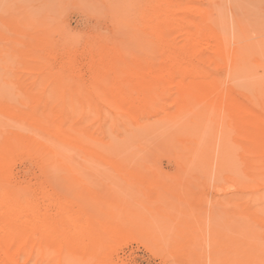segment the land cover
I'll use <instances>...</instances> for the list:
<instances>
[{
  "label": "bare ground",
  "instance_id": "6f19581e",
  "mask_svg": "<svg viewBox=\"0 0 264 264\" xmlns=\"http://www.w3.org/2000/svg\"><path fill=\"white\" fill-rule=\"evenodd\" d=\"M132 1L133 0H131V2ZM202 1H204V0H202ZM208 2H209V0H208ZM124 3H126V2H124ZM201 3H200V6H201ZM115 4L117 5V3H115ZM198 4H199V2H198ZM217 4H218V2H217ZM217 4L214 5V7L215 6L217 7ZM116 5H112V6L116 7ZM135 6H133V7H135ZM203 6H204V4H203ZM19 7H18V9H19ZM81 7H82V5H81ZM124 9L125 8H123V10ZM147 9L152 10V11H157L158 14H156L154 16L150 14L151 15L150 17L148 16L147 18H144L142 20V22H140L142 28L144 27L143 30H145V33L143 31L142 32L144 34V37L147 36V38L148 37L152 38L151 39L152 44L161 45V49H159V52H158L159 54L157 55L156 54L157 51L155 52V54L157 55L156 58L154 57L155 58L154 60L152 58H150V60H152L151 62L149 60V56L146 54V52L143 49L140 50L138 54H134L137 52V51L132 52V50L134 48L133 49L125 48L124 51L123 50L121 51L118 46L117 47L114 46V48H112L111 45H107L106 43H103V42H101V43L99 42V44H84L82 46L83 53H87L89 55L88 59L86 58L87 61H85L83 63L80 62L76 58L77 55H75V54H74L75 56L72 53H67L68 55H61L60 60H58L59 62H57L58 63V67H57L58 72L55 74L54 71H52L55 74V75L54 74L53 75L58 76V74H60V72H62V70L65 69L68 72L70 71L72 74H74L72 76V77H74L72 82L74 84H77V85L80 84V85H78V87L80 86V88L77 89L76 91L74 90L75 94L78 96V98L76 100H75L76 96L74 98V95L72 94L73 97L71 100H74V101H71L72 108L70 110L69 109L66 110L65 108H62L60 106V105L64 104V102H66L64 97H60V96H63L64 94H66V92H64L65 91L64 89H63V92L61 91L62 94L63 93L64 94L58 96V98L59 97L62 98V99H59L57 101L58 103L56 102V104H58V105H56L54 103L55 105L51 106L52 102L55 101L57 99V97L53 101H52V99L50 100L48 98L50 100L49 102H51V104H50L47 100V96L45 98V94H43L44 97H42V98L36 97L30 104H27L29 102L25 101L26 97H25V94L23 95V93L21 94L25 97L24 98L22 96L23 100L17 99L14 102H10V99H14L11 97L13 94L12 95L10 94L11 96L9 97L7 95V94H9L8 90L7 91L5 90L7 92V94L1 93L3 91H1L2 87L0 86L1 87V89H0V264H81V262H82V264L83 263L84 264H87V263L92 264V261H94V264L95 263L98 264L100 262H103L105 264H109L110 263V262L108 263L109 260L107 261L106 257H105L107 255L103 256L102 251L105 250V248L108 247L109 244H111L110 242L115 241V240H119L121 237L123 238V236L125 237L126 235L131 234V231H134V229H135V231L138 230L137 233L140 232V234L145 231V228L141 224L142 220L146 219V221H147V218H145V216L142 219L143 215H145V214H143V215L137 214L139 211L135 212L136 209L134 210L133 214L132 213L129 214L128 213L129 210H128L127 206L129 207L130 206L129 203L130 202L132 203L135 200V198L132 201H130L127 198L128 200L126 199L127 201L125 202V199H122V197L125 196V192H123L124 195L122 193L123 196L119 195L122 197H118L115 195L116 192L121 190L120 189L117 191L118 187L117 188L115 187L116 192H114L115 189L112 188V190H113L112 192L116 197H118V200H113V198L110 199L111 197L109 198V196L111 195V192H107V193H109L108 195L106 194L107 196H102V195L100 196V194L95 196L96 194L92 195V193H91L89 195L90 196L89 198H91L90 200L94 201L95 203H98L100 206L97 207V204H96L95 208H93V207H91L92 205L91 206L89 205L91 208L89 210H87L88 209L87 208L86 209L87 212L82 214L83 217L80 219V208H83V207H77L73 210L67 209L64 207L65 200H64V203L62 205V203H59L60 200L57 199L58 200V202H57V200H56L57 197H55V202H53V204H50L51 200H53L52 198H50L51 195H49L47 200L51 199L50 202H48L49 203L48 205H53V207L52 208L47 207V208H48V210L53 209V211H48L46 208V206H48V205L45 206V204H44L45 202L42 200V196L47 190L45 192L42 190L44 192L43 194L41 193L42 196L39 193V198L41 196L40 199L42 201H40V199L38 200L37 199L38 197H36L37 195L35 196L36 198L34 197V193H33L34 189H32L33 187L31 186V184L21 182L22 184L16 185L13 182V175L11 173V170H9L11 164H13L12 163L13 160H16L18 158L15 156L17 154H19V152H20V154L24 152L27 155H28V153H31L33 155L36 154L40 157V158H38L40 160L39 164L41 162L42 166H44V167H45V165H48L49 169L52 170L51 171L52 173H54L53 171H55V172L57 171V173L59 172L61 174V178L63 180H65V182H68L67 190L70 192L72 198H71V196L70 197L67 196V198L74 199L76 201L75 203H78L79 205L81 203V205H82V202L80 201L82 198L80 199V195H83L82 194L83 192L80 194V192H81L80 190L84 191L83 190L84 187H87V186L81 185L83 187V189H82V187H80V178L83 179V177H84V176L82 177L80 175V171L79 170L77 171V169H76L77 167L80 169V166H81L80 160L81 161L83 160L84 162L88 161V160L90 162L94 161L95 164L101 163L102 165L110 164V165H112V167L110 166V168H112L111 171L113 170V168L115 166L117 167L119 165V167H120V165H122L121 164L122 162L125 163L124 160H122V162L120 163V158L118 155L119 154L118 151L120 148H118V146L113 144L111 141L106 140V138L103 137L104 135L101 136L100 125L95 126L96 124L93 123L96 120H97L96 122H98V121H100L99 119L104 118V114L109 113L111 109L112 110L117 109V110H120L122 113L126 114L128 120L133 122V124H135V126L137 125L138 128L140 129L141 127H144V125L146 123V120H144L145 122L143 121V119L140 120V113L143 112L145 115L150 114L151 112H153L154 108L157 105H159L161 102H163L164 100L169 98L168 102L170 104H173V105L174 104L179 105V110L177 111L175 109L177 112L176 111L170 112L169 110H168L169 112H162L161 111L164 114L161 116V118L160 117H158V118H160V120L164 121L167 125H169L168 129L170 127V133H171L170 136L172 135L171 138H173V139L177 138L180 140L181 146L184 150V153L190 152V154L192 153L191 155H193L194 157H197V159L199 160V164L197 163L196 167L198 169H205V171L207 169V171H208L207 175H206V173L204 174L208 177L207 181H208V179L210 180L211 176L216 175L218 172L221 174H223V173L226 174V172L229 171L228 163H230L231 161L227 162L228 159H226V157L228 156L227 158H230L229 157L230 155H227V153L228 152L231 153L232 151H231L230 147L232 146L231 148H233V147H235V145L230 141L231 146L229 147V144H227L225 142H226V140H227V142H229L228 139L232 138L233 141L235 140V142L237 144H239V145L241 144L240 149H239V145L237 147V144L235 143L236 147L239 149V152L237 153L239 159H237V160L239 161V165L242 167V169L240 168L242 171L238 168L237 171H239V172H237V174H239V175L233 174V173H231V171L233 169L232 168L230 170V176H228V178H227L225 175L223 178H227L229 180V181L227 180V182H230L231 187H235L236 191H237V189L240 191H246L247 194L249 195V198H251L250 196H253V197L255 196V198H256V196H258L259 194L260 195L262 194L261 196L264 195V192H262L261 190L259 192V189L262 188V186L264 185V114H259L258 111H255L256 110L255 107L257 106L256 105L257 103L254 104L253 102H251L252 99L250 100V98H248L251 95L250 92H249L250 95L247 92V91H249L248 90L249 87H247V89L245 88L247 90V91L245 90L246 92L243 89H241V90H243V92L246 93L245 95H247V94L249 95L248 97L246 96L247 99L245 97H242V98H244L246 100V102L244 101L245 103H247V100L249 99L250 103L251 104L253 103L252 106L249 104V101H248V104L250 106L245 104L244 102H242L241 97H240V100L237 99L238 97L237 98L235 97L234 94H237V93L233 90L235 92L233 94V92H232L233 87L231 88L229 86L230 83L227 82V81H229L228 79H227V81L223 80V79H217L215 76H212V75H215L214 73H212V71L209 72L211 69H208L209 70L208 72H203L209 66L205 67V69H204L202 67L203 66L202 65L201 66L202 70H201L200 66L198 65V64H200V63H198L200 61H203V62L207 61V62H209L215 66L220 67V65H221V67H222L224 64L228 63V58L230 56H232L233 54L234 55L232 57H233V61L235 62V58H234V56L236 55L235 53H237L238 56L241 55L240 53H238V51H239L238 48L240 47V45H239L240 43L236 44L235 48L229 46L231 44H228L227 34H225V32L222 31L221 24L211 16V13H210L211 11H209V10H212V8L205 10V8L203 9V7L200 8L199 5L196 6V5L191 4L189 2V0H185V1H183V0H150V3L148 4ZM60 10L63 11L62 8H60ZM39 11H40V9H39ZM221 11L222 10H220V12ZM148 12L151 13L150 11H148ZM215 12H217V11H215ZM236 13H238V12H236ZM12 15H14V14H12ZM40 16H41V14H40ZM145 16H147V14ZM224 16H226V15L224 14ZM3 17L5 18V15ZM33 17H35V16H33ZM10 18H13V17L11 16ZM38 19H41V18H38ZM45 20H46V18H45ZM122 20H121V22H122ZM238 20H239V18H238ZM24 21H26V20H24ZM11 22H12V20H11ZM15 22H16V20H15ZM15 22L12 23L13 26L16 25V23L21 22V21L17 20V22L16 23ZM27 22H29L30 25H33V23H34V21L32 23V21L30 19V20L24 22V24L28 25ZM21 23H18V24L20 25ZM122 23H124V22H122ZM113 24L115 25L114 22H113ZM7 25H10V23H8ZM17 25L14 26L13 30L18 31L21 34H25L27 31V26L23 27L24 25L21 24L23 26L19 27ZM34 25H35V23H34ZM119 25L122 26V24H119ZM115 26H118V25H115ZM115 26H113V27L115 28ZM240 26H241V24H240ZM240 26H239V29L241 28L240 30L242 32L243 26H241V27ZM248 28H249V26H248ZM29 29H30V27H29ZM47 29H49V27ZM64 29H63V31H64ZM134 29L138 30L135 28V26H134ZM134 29H132L131 32H136V31H133ZM2 30H4V29H2ZM259 30H261V29H259ZM116 31L114 30L113 32H116ZM5 32H4V34H5ZM9 32H10V30H9ZM18 32L16 33V36H17ZM36 32L37 31H35V32H33V34L32 33L31 34L36 35ZM131 32H130V28H129V32H124V33L128 34ZM236 33H239V32L237 31ZM21 34L19 36H22ZM27 34H28V32H27ZM69 34H72V32L71 33L69 32ZM103 34H101L100 36L104 37ZM257 34H260V33H257ZM114 35L115 34L110 35V36L114 37ZM141 35L139 34L138 37H141ZM19 36H17V37H19ZM106 36H107V34H105V37ZM110 36L108 38L111 39ZM236 36L237 35H235L234 37H236ZM14 37H15V35H14ZM32 37H34V36H32ZM40 37H38V38H40ZM72 37H74V35ZM79 37H80V35H79ZM144 37H141V39ZM260 37H262V36H260ZM24 38H27V37L25 36ZM43 38L45 39V38H47V36H44ZM126 38H129V37L127 36ZM126 38L124 40H127ZM32 39H34V38H32ZM68 39L69 40H67V41L73 44V38H71V39L68 38ZM100 39H102V38H100ZM105 39L107 40V38H105ZM112 39L114 40V38H112ZM179 39H182L181 44H178ZM16 40H18V39H16ZM19 40H21L20 37H19ZM22 40H25V39L22 38ZM48 40L50 42V39H48ZM115 40H114V42H115ZM18 41H16V43H18V45H19V43L21 44L24 42V41H22V42H18ZM36 41H38L37 38H36ZM47 41H45V42H47ZM63 41H66V40H63ZM119 41H117V43ZM131 41H129V42H131ZM75 42H76V40H75ZM260 42L261 41H259V43ZM12 43H14V42H12ZM12 43H9V44H12ZM117 43H116V45H118ZM150 43H151V41L148 42V46L150 45ZM4 44H6L5 47H4V45L0 46L2 48L4 47L3 50H1V48H0V61H4L8 56H13L16 54V49H15L16 45L15 44H12L11 46H9L8 42L4 43ZM110 44H111V42H110ZM248 44H250V43H248ZM74 45H75V43H74ZM112 45H114V43ZM137 45H138V43H137ZM237 45H239V46H237ZM143 46L144 45L142 44L141 47L143 48ZM157 46L155 45L154 47L157 48ZM137 47L139 48V46H137ZM236 47H238V48H236ZM244 47L245 48L248 47L249 51H247V52H251L250 50H253V48H254L252 44H251L252 49L249 45L246 47V44L244 45ZM110 48H111V50H110ZM22 49H24V48H22ZM157 49H155V50H157ZM18 50H20L19 52H21V49H19V47H18ZM2 51H4V52H2ZM39 51H40L42 57L39 55V58L41 61L37 58L39 60V62L37 64L39 65L41 63V67L48 68L50 66L48 59H50V58L56 59V57L54 56V52H52L51 47L48 43L43 49H40ZM245 51H246V49L244 50V52ZM25 52H27V51H25ZM239 52H241V50ZM247 52H245V53H247ZM23 53L21 55H23ZM31 54H33V53H31ZM257 54H258V51H257ZM36 55H38L37 52H36ZM149 55H151V54H149ZM36 57H38V56H36ZM36 57H34V58H36ZM151 57H152V55H151ZM241 58H243V57H241ZM37 59H36V61H37ZM250 59H251V57L249 58V60ZM23 60L26 61L27 59H23ZM241 60L242 59L239 58V61L235 62V64L237 63L240 65L241 63H239V62ZM245 60L247 63V59H245ZM245 60H243V61L245 62ZM253 60H255V59L253 58ZM55 61L56 60H54V62ZM258 61H259V59H257V62ZM30 62H33V61H30ZM34 62H35V60H34ZM104 62H106L108 66ZM102 63H103V65H102ZM228 64L226 66H228ZM232 64L233 63H231V65ZM243 64H245V63H243ZM231 65L227 69V71L230 70L229 72L232 71L233 66H234L233 70L234 71L236 70V68H235L236 65H232V66ZM263 65L264 64H262L261 66H263ZM26 66H28V65H26ZM31 66H29V67H31ZM33 66H34V68L36 67L35 65H33ZM21 67H23V66H21ZM21 67H20V69H23ZM219 67L218 68L216 67V69H219ZM221 67H220V69H221ZM10 68H11V66H10ZM82 68L83 69L85 68V71L88 70V73H87L88 77L85 80H83V78H82V77H85L84 75L82 76V74H81ZM224 68H223V70H224ZM237 69H239V66ZM245 69H247V68H245ZM12 70L14 71V69H12ZM37 70H39V67ZM16 71H17V69H16ZM20 71H22V70H20ZM50 71H51V69H50ZM45 72H47V71H45ZM64 73H66V72H64ZM209 73H212V75H209ZM45 74H44L45 77L47 76L50 78V76H53V75H50V72L47 73L48 75H45ZM8 75H10V74H8ZM185 75L189 76L188 80H185V77H184ZM239 75H242V74H239ZM70 76H68V77H70ZM228 76H230V73ZM234 76L235 75L232 74L230 76V79L232 77L234 78ZM59 78H61L62 81L64 79V77H59ZM262 78H264V76ZM56 79H58V78L56 77ZM69 79H68V83L65 82L66 85L71 83V82H69ZM253 79L255 80L254 77H253ZM256 80H258V79H256ZM45 81L48 82L49 80L47 81V79L44 78L42 83H44ZM57 81H59V79ZM53 82L55 83L56 81H53ZM232 82H235V80H233ZM246 82H248V81L246 80ZM249 82H250V80H249ZM6 83H8V82L6 81ZM42 83H40L39 86L41 85V87H42L43 86ZM54 83H52V84H51V82H50V84L47 83L48 87H49V85L50 86L51 85L56 86V83L55 84ZM61 83L63 84V82H61ZM61 83H60V85H61ZM257 83H255V84H257ZM258 85H259V83H258ZM261 86H259V87H261L263 89L264 84H261ZM62 87H65V86L63 85ZM69 87L70 86L68 85V88ZM78 87H76V88H78ZM170 87L172 89L174 88L175 91L169 92ZM236 87H234V88H236ZM250 87L252 88V86H250ZM68 88H66V91L68 90ZM71 88H72V86H71ZM241 88H242V86H241ZM254 88H255V86H254ZM4 89H5V87H4ZM8 89H11V88H8ZM44 89H46V88H44ZM56 89H57V87H56ZM60 89L61 88L59 86V89H57V90L60 91ZM262 89L258 90V91H263ZM32 90H33V87H32ZM39 90H41V88ZM238 90H239V92L241 91L240 89H238ZM24 91H25V89H24ZM37 91H35V93ZM44 92H45V90H44ZM68 92H71V91L68 90ZM239 92H238V95L240 94ZM255 92L258 93L256 90H255ZM35 93L33 92L34 97H35ZM38 93L42 94V92L40 93L39 91H38ZM28 94H31V92L30 93L28 92ZM58 94H61V93H58ZM67 94H66V96H67ZM16 96L18 98L19 95H16ZM243 96H244V93H243ZM19 97H21V96H19ZM29 97L30 96H28L26 98V100H29L30 99ZM49 97H51V96H49ZM82 97H83V99H82ZM250 97H253V95ZM257 98H259V97H257ZM260 99L261 98H259V100ZM253 101H254V99H253ZM67 102H69V101L67 100ZM98 102H103L104 105L106 106L105 108L107 110H109V109L110 110L106 111V109H103L101 106L98 105ZM255 102H257V100ZM76 103H77V106H75ZM169 103H166L167 106ZM259 103H260V105L263 106V110H261V111H264V99ZM45 104H48L47 106H49V107H46ZM71 104H69V106ZM164 104H165V102H164ZM64 105H66V104H64ZM64 105H62V106H64ZM161 105H163V104H161ZM253 105H255V106L253 107ZM56 106H58V107H56ZM165 108H166L165 110H167L168 107H165ZM256 108L258 109V107H256ZM260 109H261V107H260ZM162 110H164V108ZM154 112H156V111H154ZM149 117H151V116H149ZM155 122H157V121H155ZM209 123L215 124L214 129H213V137L210 140H207V139L204 140L202 132H205ZM149 124L151 125V123H149ZM166 124H164V125H166ZM101 125H103V124H101ZM146 125H147V123H146ZM191 126H193L195 128H193V130H188V129H190L189 127H191ZM232 126H234L236 129L238 128L237 131H235L234 127H232ZM144 130H145V128H144ZM118 132L120 133V131H118ZM114 133H116V132H114ZM123 133H125V132H123ZM105 135H106V133H105ZM124 135H126V134H124ZM106 137H109V135ZM111 137H110V139H111ZM123 138H126V137H123ZM128 139H130V138H128ZM128 139H126V141ZM136 139H138V138H136ZM167 140H169V139H167ZM169 141H171V140H169ZM117 143H118V141H117ZM166 143L167 142H165V144ZM170 143H172V141ZM167 146H169V144ZM167 146H166V148L168 149L169 147H167ZM133 147H131V149ZM144 147H143V149H144ZM176 147L179 148L178 146H176ZM170 148H171V145H170ZM237 148L233 149V150L236 151ZM109 150H113L114 154L110 155L111 153H108ZM169 151H171V149ZM170 153H172V152H170ZM184 153H183V155H184ZM230 153H228V154H230ZM219 154H221L222 160L219 162H215L214 166H212L214 156L219 155ZM130 155H132V154H130ZM137 155H138V153H137ZM180 155H181V152H180ZM188 155H189V153L186 154V156H188ZM23 156H25V155L23 154ZM30 156L32 157V155H30ZM30 156H28V157H30ZM38 156H36V157H38ZM122 156L124 157L123 154H122ZM122 156H121V158H123ZM178 156H177V158H178ZM14 157H15V159H14ZM75 157H79L81 159L76 160ZM232 157H233V154H232ZM127 158H129V157H126V159ZM183 158H184V156H183ZM234 158H235V156H234ZM188 159L189 158H187L186 163L189 162ZM192 159H194V158H192ZM231 159L232 158H230V160ZM131 160H132V158H131ZM143 160H144V158H143ZM194 160H192V161H194ZM129 161L130 160L128 159V162ZM133 162H135V161H133ZM147 162H148V160H147ZM184 162H185V160H184ZM235 162H236V160H235ZM83 163H82L81 167H83V165L86 166V164H83ZM43 164H45V165H43ZM178 164H180V163L178 162ZM182 164H183L182 166H184V163H182ZM189 164H190V167L193 166L192 163H189ZM136 165H139V164L137 163ZM186 165H188V164H186ZM230 165H232V164L230 163ZM87 166H88V164H87ZM122 167H124V166L122 165ZM137 167H139V166H137ZM140 167H141V165H140ZM126 168H127V166H126ZM176 168H178V167L176 166ZM119 169L120 168H118V170ZM185 169H183V170H185ZM115 170H117V169H115ZM120 170H124V169L122 168ZM181 170L177 169V171L182 172ZM137 171L138 170H136V172ZM154 171L159 172V171H156V169ZM42 172H44V171H42ZM125 172L127 174V171H125ZM46 173H48V172H46ZM46 173H45V175H46ZM117 173H118L117 171L115 174L113 172V174L115 176ZM152 173H151V175H152ZM203 173L204 172L202 171V174ZM60 174L58 176H60ZM120 174L122 176V173H120ZM177 174L178 173H176V175ZM184 174H185V172H184ZM142 175H143V173H141V176ZM127 176H130V175H127ZM141 176H140V178H142ZM118 177H119V175H118ZM161 177H163V176L161 175ZM164 178H165V176H164ZM46 179H48V178H45L44 181L47 182ZM159 179H160V177H159ZM128 180L131 181V179H128ZM151 180H154V179H151ZM159 181H161V179ZM177 181H179V180H177ZM218 181H219V183L222 182V179L220 178V176L218 178ZM49 182H47V183L50 184ZM122 182H123V179H122ZM153 182H152V184H153ZM163 182H165V180H163ZM214 182L216 183V181L213 180V183ZM136 183H137V181H136ZM224 183H226V180L224 181ZM39 184H38V186L36 184V186L39 187ZM41 184L43 185V183H41ZM83 184H85V183H83ZM156 184H158V183H156ZM196 184H198V183L196 182ZM203 184H204V182H203ZM222 184H223V182L220 185H222ZM58 185H59V182H58ZM64 185L65 184L63 183V186ZM66 185H67V183H66ZM137 185H138V183H137ZM147 185H148V183H147ZM220 185L216 184L214 187H216V188L220 187L221 188ZM230 185L228 184L227 187L229 188ZM98 186L100 187V184ZM159 186L163 187L161 185H159ZM169 186H171V185H169ZM178 186H177V184H175V187H178ZM193 186H195V185L193 184ZM37 187L35 189H37ZM111 187H114V186H111ZM149 187H152V186H149ZM189 187H187V188H189ZM42 188L44 189L45 187L42 186L41 189ZM100 188H102V187H100ZM139 188L141 189V187H139ZM182 188H178V189L181 190ZM235 188H234V190H235ZM61 189H62V186H61ZM86 189L87 188H85V190ZM97 189H99V188H97ZM105 189H107V188H105ZM125 189H126V187L124 188V191L127 190V189L126 190ZM132 189H130V190H132ZM173 189H175V188H173ZM200 189H201V187H200ZM209 189H211V188H209ZM37 190H39V189H37ZM55 190H54V193L57 192V191L55 192ZM162 190H164V189L162 188ZM162 190H160V193H159L160 195H161ZM196 190L198 191V189H196ZM218 190H221V189H218ZM224 190H226V188ZM234 190H232L233 191L232 197L235 195V197H233L235 199L237 193H234L235 192ZM63 191H64V188L60 192H63ZM182 191L180 192V194L182 193ZM48 192H50V191H48ZM186 192H185V188H184L183 194L186 195L187 194ZM57 193L59 194V192H57ZM85 193L87 195V191H85L84 194ZM93 193H94V191H93ZM100 193H102V192H100ZM157 193L158 192L156 191V193L154 194L153 197H156ZM162 193H164V192H162ZM170 193H169V195H170ZM116 194H119V193H116ZM133 194L139 195L137 193H133ZM159 194H157V196ZM225 194L226 193H224V195ZM67 195H69V194H67ZM126 195H129L128 192ZM136 195H134V196H136ZM172 195H173V193H172ZM61 196L62 195H60V197ZM64 196H62V197L64 198ZM115 196H113V197L116 198ZM51 197H53V196H51ZM142 197H145V196H141L140 198H142ZM158 197L160 199V196H158ZM226 197H227V194H226ZM230 197H229V203L228 204L231 205L232 201L230 199L232 197L231 198ZM239 197L240 196H237V198H236L237 201H238V199H240ZM84 198H86V197H84ZM84 198L82 200H84ZM164 198L165 199L167 198V200H168L167 195H166V197L164 195ZM164 198L163 199L161 198L162 200H159V203H160V201H162V202L165 201V205H166V203H175L174 202L175 200H173L172 202H167V200H164ZM249 198H248V200H249ZM121 199L125 202V204L123 203V201ZM142 199H140V200H142ZM184 199L182 200L183 202H184ZM227 199H228V197H227ZM44 200L46 201L45 198H44ZM150 200L146 199L145 201L150 202ZM152 200H153V198H152ZM152 200H151V202H153ZM177 200H178V198H177ZM254 200L255 199H253L252 202ZM128 201H130V202L127 203ZM137 201H139V200H137ZM145 201H143V202L141 201V202L145 203ZM225 201H226V199H225ZM256 201L260 202V200H258V198ZM83 202L88 205L87 200H84ZM94 202H93V206H94ZM155 202H156V198L154 200V203ZM227 202H228V200H227ZM245 202H246V200H245ZM46 203H47V201H46ZM222 203H220V206L224 205ZM126 204H128V205L126 206ZM134 204H135V202H134ZM136 204H138V203H136ZM156 204H158V203H156ZM161 204H163V203H161ZM161 204H158V206H160ZM253 204H254V202L251 204H246V205L241 203L238 206V215L240 216L239 221L236 222L235 224H233V221H232L233 225L231 224V228L228 231H226V233H224V234L222 233L223 231L220 230V231H222L221 232L222 235H224L222 237V235L220 234L222 237V239L220 240L221 242L219 241L220 237L217 240L218 241L217 244L215 242V245H214V242L213 243L211 242V246H212V244L215 247L218 246V249H219V247L222 246L221 247L222 250L220 251V253L218 252L219 255L217 254V251H216V250H218L217 248H216V250H213L216 252V253L214 252L216 254L215 255L216 258H215V256L214 257L212 256V259H210L212 261L209 262L210 261L209 260L210 255H211V253H213V251L209 248L211 251L209 250L210 255H209V258L207 257V259L209 260V261L207 260L208 261L207 264H210V263L211 264H264V236L261 235L262 234L261 232H260L261 233L260 234L259 231H257V229L260 230L261 228H258L259 226L254 225L252 221H250V222H252V224L245 222L246 221L245 219H247V217H248L247 221H249L248 215H251L253 217L252 219L250 218L251 220H253V219L258 220L259 219L261 221V223L264 225V217L261 218L259 215L260 214L259 212L261 210L259 208H261V206H263L264 204L262 205V202L257 203L259 207H256V205H253ZM141 205L142 204H140V206L138 205V207H141ZM165 205L163 204V206H165ZM210 205L213 206L214 204H210ZM83 206L87 207V206H85V204ZM145 206H147V205L144 204V209L149 207V206H147V207H145ZM152 206H150V207H152ZM155 206L156 205H154L153 208H155ZM167 206H168V204H167ZM167 206L165 208L166 210L164 209L165 214L162 212H161L162 214L159 213L160 211L158 209H161V208L159 207L157 209V206H156V209L159 212L154 210L153 208L150 209V207L147 210L150 209L149 210L150 212L156 211V212H158L159 215H166L167 216L168 213L166 211H168V208H169V207L167 208ZM185 206L187 207V205H185ZM171 207H174V206H171ZM175 207H177V206H175ZM229 207L226 209H229ZM141 208H142V210H140V211H143V207H141ZM174 208H171L170 211H172V209H174ZM178 208H176L177 209L176 212L178 211ZM192 208L194 209V207H192ZM199 208H201V207H199ZM132 209H133V207H132ZM180 209H182L181 206H180ZM226 209H225V211L222 210V211H224V215L227 212ZM188 210L191 211L190 209H188ZM195 210H193L192 212H194ZM201 210H203V209H201ZM181 211H183V210H181ZM199 211H200V209H199ZM234 211H236V210H234ZM154 212H153V215L155 214ZM203 212H204V210H203ZM261 212H262V210H261ZM263 212H264V210H263ZM183 213H184L183 216H185L187 214V213L185 214V212H183ZM229 213H230V211H229ZM170 214H172V212ZM219 214H221V213H219ZM235 214L236 213L233 212L231 214V216H229V217L232 218V216H235ZM179 215H180V213L178 214V217H179ZM181 215H182V213H181ZM222 215H223V213L221 214V217H222ZM224 215H223V217H224ZM245 215H247V216L244 219ZM185 217H187V216H185ZM198 217H199V215H198ZM219 218H220V216H219ZM179 219H181V218H179ZM232 219L234 220V217ZM192 220H194V218ZM199 220L202 221L201 218ZM215 220H216V218H215ZM222 220H223V218H222ZM225 220H227V217ZM229 220L226 221L225 223L226 224L228 222L231 223ZM196 221H198V219ZM206 221H205V224H206ZM149 222L150 221H147V224H149ZM175 223H177V222H175ZM211 223H213V222H211ZM225 223H223V224H225ZM229 223H228V225H230ZM254 223H255V220H254ZM179 224H180V222H179ZM199 224H201V222ZM155 225L156 224H154V227H155ZM212 225L215 227L218 226L217 224L214 225V223ZM228 225H226V226H228ZM179 226L181 227V225H179ZM256 226H257V229L255 228ZM206 227H205V229H206ZM150 228H151V226H149V228L147 230L151 231ZM178 228H177V230H178ZM209 228H211V227H209ZM218 229H220V228H217V230ZM156 230H158V229H156ZM193 230L195 232L196 229L194 228ZM200 230H197V231L199 232ZM225 230H226V227H225ZM182 231H183V229H182ZM205 231L206 232H212L211 230L210 231L205 230ZM205 231H204V233H205ZM263 231L264 230H262V232ZM178 232H179V230H178ZM178 232H177V234H178ZM202 232H199L200 233L199 237H202L201 236ZM207 235H209V239L212 241V236H214V235L211 236V233L207 234ZM207 235L204 237L207 238ZM186 236H183V237L186 238ZM130 237H132V236H130ZM149 237L151 238L152 236H149ZM154 237H157V236H154ZM183 237H182V239H184ZM133 238H134V236H133ZM136 238H138V237H136ZM188 238H189V236H188ZM215 238H217V237H214V239ZM156 240L154 242L151 241L152 244H154L156 242ZM161 240L163 241V239H161ZM167 241L168 240H164V242H167ZM199 241H202V240H200V238H199ZM175 242H176V240L173 241L174 244H175ZM159 244L158 245L155 244V245L160 246ZM171 245H172V243H171ZM199 245H201V244H199ZM175 246H177V245H175ZM188 246H189V244H188ZM188 246H186V247H188ZM163 247H165V245H163ZM202 247H203V245H202ZM176 248H174V249H176ZM189 248H190V246H189ZM172 249H173V247H172ZM178 249H179V246H178ZM178 249H176L177 252L179 251ZM182 250H185V249H182ZM187 251H188L187 253H189V250H187ZM192 251L194 252L195 250H192ZM206 251H208V250L206 249ZM180 252L186 253L183 251H180ZM193 252L191 253V255L193 254ZM198 252H200V251L198 250ZM187 253H186V257H187L186 259L188 260L191 257V255L187 254ZM214 253L212 255H214ZM158 254H159V252H158ZM195 254L198 256V257H195V259L196 258L199 259L198 254L202 255L203 253L201 252V253H198V254L195 253ZM195 254H193V255L195 256ZM208 254H209V252H208ZM187 255L190 257H188ZM112 256H113V254H112ZM178 256H180V255H178ZM107 259H108V257H107ZM191 259H194L193 256ZM195 259H194V261H195ZM198 259L196 261H198V263H199L200 259L199 260ZM167 260H169V259H167ZM179 260H180V258H179ZM181 261H182V259H181ZM202 261H203V259L201 260V262ZM204 261H206L205 257H204ZM182 262H184V261H182Z\"/></svg>",
  "mask_w": 264,
  "mask_h": 264
},
{
  "label": "rangeland",
  "instance_id": "374dc122",
  "mask_svg": "<svg viewBox=\"0 0 264 264\" xmlns=\"http://www.w3.org/2000/svg\"><path fill=\"white\" fill-rule=\"evenodd\" d=\"M117 1V2H116ZM134 1V0H133ZM132 1V2H133ZM183 1H185V0H183ZM205 1V2H204ZM204 1H202V0H189V2L191 3V4H193V5H196V6H198L199 5V7L200 8H202L203 7V9L205 8V10H208V9H211L212 8V10H209V11H211L210 13H211V16L214 18V19H216L220 24H221V29H222V31H224L225 32V34H227V36H228V44H231V45H229L230 47H234L235 48V46H236V44H238V43H240L239 45H240V47L238 48V47H236V48H238V50L240 51L241 50V52H239L238 51V53H240L241 55H239L238 56V54L237 53H235L236 55L234 56V58H235V62H237V61H239V58L240 59H242L239 63H241L240 65L239 64H235V62L233 61V55L232 56H230L229 58H228V63L231 65V63H233L232 65H236L235 66V68H236V70L234 71L233 70V68H234V66H233V68H232V71L231 72H229L230 70H228L227 71V69H228V67L230 66L228 63V66H226L227 64H222L223 66L221 67V65H220V67H221V69H220V67L219 66H215V65H213V64H211V63H209V62H207V61H205V62H203V61H200V62H198V63H200V64H198L199 66H200V68H201V66L205 69V67H207V66H209V67H207L206 69H205V71H203V72H208L209 70L208 69H211L209 72H211L212 71V73H214L215 75H212V73H209V75H212V76H215L217 79H223V80H226L227 81V79L229 80V81H227L228 83H230L229 84V86L232 88L233 87V89H232V92H233V94L236 92L237 94H234L235 95V97L238 99V100H240V97H241V101L242 102H246V100L244 99V98H242V97H245L246 99H247V97L250 95V96H252L253 95V97H248V98H250V100H251V102H253L254 104H256L257 106L256 107H258V109L255 107V111H258V113L259 114H264V111H261V110H263V106L262 105H260V103L259 102H261L263 99H264V88L262 89L261 87V84H264V78H262L263 76H264V65L263 66H261L262 64H264V0H209V2H208V0L206 1V0H204ZM213 1V2H212ZM218 2V4H217V2ZM124 2H126V3H124ZM131 2V0H0V35L2 36H0V46L2 45H4V47H5V45L6 44H4V43H7L8 42V44L9 43H12V42H14V43H12V44H15L16 45V47H15V49H16V54L15 55H13V56H8L4 61H0V86L2 87V89H1V87H0V89H1V91H3V92H1V93H6L7 94V90H8V93L9 94H7L9 97L11 96L12 98H14V99H10V102H14L15 100H17V99H21V100H23L22 98L24 97L23 95L25 94V97L27 98L28 96H30L28 99L29 100H26V98H25V101H27V102H29V103H27V104H30L36 97H44V95L43 94H45V98H46V96H47V100H48V102L52 99V101L53 100H55V98L57 97V99L55 100V101H53L52 102V104H51V102H49L50 104H51V106H54L55 104H56V102L59 100V99H62V98H60V97H64L65 98V101L66 102H64V104H66V105H64V104H62V105H64V106H62V105H60L62 108H65L66 110H70L71 108H72V104H71V101H74V100H71L72 99V97H73V95H74V98H75V96H76V98H75V100L78 98V96L75 94V92H74V90L76 91L77 89H79L80 88V86L78 87V85H80V84H74L73 82H72V80H73V78L74 77H72L74 74H72L70 71L68 72L67 70H62V72H60V74H58V76H54L57 72H58V69H57V67H58V63L57 62H59L58 60H60V57H61V55H68L67 53H72L73 55L75 54V55H77L76 56V58L80 61V62H85V61H87V59H88V57H89V55L87 54V53H83V51H82V46L84 45V44H99V42L101 43V42H103V43H106L107 45H111L112 46V48H114V46L115 47H119V49L122 51H124L125 50V48H127V49H133L132 50V52L134 51V52H136V53H134V54H138L139 53V51L140 50H144L145 52H146V54L149 56V60H150V58H152L153 60L156 58V56L159 54L158 52H159V49H161V45H158V44H152V38L150 37H148L147 38V36H145L144 37V34H143V32L145 33V30H143L144 29V27L142 28V26H141V24H140V22H142V20L144 19V18H147L148 16L150 17L151 15H156V14H158V12L157 11H152V10H149V9H147V6H148V4L150 3V0H135L133 3ZM198 2H199V4H198ZM202 2V3H201ZM216 2V3H215ZM111 3V4H110ZM114 3V4H113ZM115 3H117V5L115 4ZM131 3V4H130ZM200 3H201V6H200ZM212 3V4H211ZM19 4V5H18ZM125 4V5H124ZM133 4V5H132ZM203 4H204V6H203ZM217 4V7L215 6L214 7V5H216ZM223 4V5H222ZM81 5H82V7H81ZM84 5V6H83ZM111 5V6H110ZM112 5H116V7L115 6H112ZM130 5V6H129ZM136 5V6H135ZM147 5V6H146ZM210 5V6H209ZM10 6V7H9ZM20 6V7H19ZM65 6V7H64ZM125 6V7H124ZM133 6H135V7H133ZM206 6V7H205ZM225 8H224V7ZM233 6V7H232ZM8 7V8H7ZM18 7H19V9H18ZM114 7V8H113ZM129 7V8H128ZM145 7V8H144ZM208 7V8H207ZM221 7V8H220ZM10 8V9H9ZM60 8H62L63 9V11L62 10H60ZM113 8V9H112ZM123 8H125L124 10H123ZM207 8V9H206ZM39 9H40V11H39ZM9 10V11H8ZM19 10V11H18ZM45 10V11H44ZM220 10H222L221 12H220ZM240 10V11H239ZM62 11V12H61ZM148 11H150L151 13H149ZM215 11H217V12H215ZM234 11V12H233ZM5 12V13H4ZM21 12V13H20ZM52 12V13H51ZM236 12H238V13H236ZM19 15H18V14ZM47 13V14H46ZM147 14V16H145L146 14ZM5 15V18L3 17L4 15ZM12 14H14V15H12ZM40 14H41V16H40ZM151 14V15H150ZM213 14V15H212ZM224 14L226 15V16H224ZM16 15V16H15ZM53 15V16H52ZM55 15V16H54ZM125 15V16H124ZM128 15V16H127ZM219 17H218V16ZM7 16V17H6ZM13 17V18H10V17ZM15 16V17H14ZM33 16H35V17H33ZM110 17V18H109ZM217 17V18H216ZM223 17V18H222ZM226 17V18H225ZM19 18V19H18ZM23 20H22V19ZM35 18V19H34ZM38 18H41V19H38ZM45 18H46V20H45ZM57 18V19H56ZM59 18V19H58ZM119 18V19H118ZM126 18V19H125ZM222 18V19H221ZM238 18H239V20H238ZM243 18V19H242ZM7 19V20H6ZM12 20V22H11V20ZM30 20L31 19V21H32V23H33V21H34V23H35V25H34V23H33V25H30V23L29 22H27V24L28 25H25L24 24V22H26V21H28V20ZM38 19V20H37ZM53 19V20H52ZM123 19V20H122ZM129 19V20H128ZM224 19V20H223ZM228 19V20H227ZM237 19V20H236ZM15 20H16V22H17V20L18 21H21V22H18V23H21V24H23V25H19L18 23H16L15 22ZM24 20H26V21H24ZM51 20V21H50ZM56 20V21H55ZM58 20V21H57ZM111 20V21H110ZM121 20H122V22H124V23H122L121 22ZM221 20V21H220ZM223 20V21H222ZM24 21V22H23ZM118 23H116V22ZM127 21V22H126ZM13 22H15L16 23V25L17 26H19V27H26L27 26V31H26V33L25 34H21V33H19L18 31H14L13 29H14V26H16V25H14L13 26ZM108 22V23H107ZM113 22L115 23V25H118V26H115L114 24H113ZM135 22V23H134ZM224 24H222V23ZM250 22V23H249ZM5 23V24H4ZM8 23H10V25H7ZM31 23V24H32ZM60 23V24H59ZM134 23V24H133ZM247 23V24H246ZM12 24V25H11ZM50 24V25H49ZM119 24H122V26L121 25H119ZM240 24H241V26H243L242 28H243V30H242V32H241V28L239 29V26H240ZM246 24V25H245ZM49 25V26H48ZM253 25V26H252ZM9 26V27H8ZM13 26V27H12ZM64 26V27H63ZM113 26H115V28L113 27ZM120 26V27H119ZM134 26H135V28L136 29H138V30H135L134 29ZM240 26V27H241ZM248 26H249V28H248ZM252 26V27H251ZM29 27H30V29H29ZM49 27V29H47V28ZM66 27V28H65ZM229 27V28H228ZM4 29V30H2V29ZM6 28V29H5ZM47 30H46V29ZM51 28V29H50ZM54 28V29H53ZM65 28V29H64ZM129 28H130V32L132 31V29H134L133 31H136V32H131V33H124V32H129ZM248 28V29H247ZM46 31H45V30ZM63 29H64V31L66 32H64L63 31ZM125 29V30H124ZM229 29V30H228ZM236 29V30H235ZM259 29H261V30H259ZM9 30H10V32H9ZM32 30V31H31ZM37 31L36 32V35L38 36V37H40V38H38L36 35H32L33 34V32H35V31ZM51 30V31H50ZM115 30H117L116 32H113V31ZM235 30V31H234ZM6 31V32H5ZM143 31V32H142ZM239 32V33H236V32ZM4 32H5V34H4ZM9 32V33H8ZM15 32V33H14ZM18 32V34H17V36H19L20 34L22 35V36H19L20 37V39L21 40H19V37H17L16 36V33ZM27 32H28V34H27ZM65 34H64V33ZM69 32L71 33L72 32V34H69ZM100 34H99V33ZM138 32V33H137ZM140 32V33H139ZM235 32V33H234ZM7 33V34H6ZM32 33V34H31ZM49 33V34H48ZM104 33V34H103ZM112 33V34H111ZM135 33V34H134ZM237 35L236 37H234L235 35ZM257 33H260V34H257ZM48 34V35H47ZM101 34H103L104 35V37H102V36H100ZM105 34H107V36L110 34V35H113V34H115L114 35V37H112V36H110L111 37V39L110 38H108L107 36L105 37ZM131 34V35H130ZM139 34L141 35V37H144V38H142L141 39V37H138L139 36ZM4 35V36H3ZM14 35H15V37H14ZM69 35V36H68ZM74 35V37H72ZM79 35H80V37H79ZM129 37V38H126L127 36ZM11 36V37H10ZM27 37V38H24V37ZM32 36H34V37H32ZM44 36H47V38H43ZM49 36V37H48ZM125 36V37H124ZM242 36V37H241ZM260 36H262V37H260ZM34 38V39H32V38ZM116 37V38H115ZM132 37V38H131ZM139 39H138V38ZM247 37V38H246ZM260 37V38H259ZM22 38L23 39H25V40H22ZM36 38H37V40L38 41H36ZM63 38V39H62ZM66 38V39H65ZM68 38H73V44L72 43H70V42H68L67 40H69ZM76 38V39H75ZM100 38H102V39H100ZM105 38H107V40L105 39ZM112 38H114V40H115V42H114V40L112 39ZM120 38V39H119ZM127 39V40H124V39ZM131 38V39H130ZM16 39H18V40H16ZM48 39H50V42H49V40ZM53 39V40H52ZM110 39V40H109ZM137 39V40H136ZM242 41H241V40ZM244 39V40H243ZM247 39V40H246ZM15 40V41H14ZM43 40V41H42ZM48 40V41H47ZM63 40H66V41H63ZM75 40H76V42H75ZM113 40V41H112ZM120 40V41H119ZM132 40V41H131ZM144 40V41H143ZM151 41V43H150V45L148 46V42L149 41ZM234 40V41H233ZM253 40V41H252ZM4 41V42H3ZM10 41V42H9ZM12 41V42H11ZM16 41H18V42H22V41H24L23 43H19V45H18V43H16ZM45 41H47V42H45ZM53 41V42H52ZM62 41V42H61ZM109 41V42H108ZM117 41H119L118 43H117ZM129 41H131V42H129ZM138 41V42H137ZM143 43H142V42ZM238 41V42H237ZM244 41V42H243ZM252 41V42H251ZM259 41H261L260 43H259ZM110 42H111V44H110ZM144 45L143 46V48L141 47L142 46V44ZM147 42V43H146ZM231 42V43H230ZM25 43V44H24ZM30 43V44H29ZM47 43L50 45V47H51V50H52V52H54V56L56 57V59H54V58H50V59H48V61H49V63H50V66L48 67V68H43V67H41V63L38 65L37 63L39 62V60H40V58H39V55L42 57V55H41V53H40V49H43L46 45H47ZM52 43V44H51ZM57 43V44H56ZM74 43H75V45H74ZM114 43V45H112ZM116 43L118 44V45H116ZM126 43V44H125ZM137 43H138V45H137ZM182 43V39H179L178 40V44H181ZM248 43H250V44H248ZM12 44H9V46H11ZM120 44V45H119ZM125 44V45H124ZM235 44V45H234ZM246 44V47L249 45L250 47H251V44L253 45V50H250L251 52H247V51H249L248 50V47L247 48H245L244 47V45ZM22 45V46H21ZM25 45V46H24ZM28 45V46H27ZM30 45V46H29ZM45 45V46H44ZM53 45V46H52ZM64 45V46H63ZM80 45V46H79ZM157 46V48L156 47H154V46ZM239 45H237V46H239ZM19 47V49H21V52L23 53V55H21L22 53L21 52H19L20 50H18V47ZM32 46V47H31ZM110 46V47H111ZM137 46H139V48L137 47ZM3 47V48H4ZM21 47V48H20ZM121 47V48H120ZM130 47V48H129ZM132 47V48H131ZM1 48V50H3V48L2 47H0ZM22 48H24V49H22ZM70 48V49H69ZM141 48V49H140ZM61 49V50H60ZM139 49V50H138ZM149 49V50H148ZM155 49H157V50H155ZM246 49V51L245 52H247V53H245L244 52V50ZM251 49H252V47H251ZM110 50H111V48H110ZM148 50V51H147ZM25 51H27V52H25ZM69 51V52H68ZM157 51V52H156ZM257 51H258V54H257ZM2 52H4V51H2ZM18 52V53H17ZM36 52H37V54L38 55H36ZM57 52V53H56ZM155 52H156V54H155ZM31 53H33V54H31ZM251 53V54H250ZM59 54V55H58ZM149 54H151L152 55V57H151V55H149ZM244 54V55H243ZM38 56V57H36V56ZM74 55V56H75ZM254 55V56H253ZM31 56V57H30ZM82 56V57H81ZM32 59H30V58ZM33 57V58H32ZM34 57H36V58H34ZM58 57V58H57ZM155 57V58H154ZM241 57H243V58H241ZM251 57V61L249 60V58ZM259 57V58H258ZM29 58V59H28ZM39 60H38V59ZM87 58V59H86ZM253 58L255 59V60H253ZM23 59H27L26 61L25 60H23ZM36 59H37V61H36ZM245 59H247V63H246V60ZM257 59H259V61L257 62ZM34 60H35V62H34ZM54 60H56L55 62H54ZM243 60H245V62L243 61ZM249 60V61H248ZM25 61V62H24ZM30 61H33V62H30ZM41 61V60H40ZM152 60H150V62H151ZM54 62V63H53ZM202 62V63H201ZM9 65H8V64ZM16 63V64H15ZM31 63V64H30ZM57 63V64H56ZM104 63H106V62H104ZM209 63V64H208ZM243 63H245V64H243ZM11 64V65H10ZM30 64V65H29ZM53 64V65H52ZM109 64V63H108ZM208 64V65H207ZM211 64V65H210ZM26 65H28V66H26ZM32 65V66H31ZM33 65H35L36 67V69L34 68V66ZM102 65H103V63H102ZM106 65H107V63H106ZM105 65V66H106ZM205 65V66H204ZM231 65V66H232ZM247 65V66H246ZM255 65V66H254ZM10 66H11V68H10ZM17 66V67H16ZM21 66H23V67H21ZM29 66H31V67H29ZM53 66V67H52ZM108 66V65H107ZM211 66V67H210ZM226 66V67H225ZM238 66H239V69H237L238 68ZM246 66V67H245ZM2 67V68H1ZM20 67L21 68H23V69H20ZM28 67V68H27ZM38 67H39V70H37L38 69ZM41 67V68H40ZM213 67V68H212ZM216 67L218 68L219 67V69H216ZM225 67V68H224ZM252 67V68H251ZM255 67V68H254ZM17 69V71H16V69ZM19 68V69H18ZM223 68H224V70H223ZM245 68H247V69H245ZM262 68V69H261ZM12 69H14V71L12 70ZM26 69V70H25ZM29 69V70H28ZM45 69V70H44ZM50 69H51V71H50ZM53 69V70H52ZM215 69V70H214ZM6 70V71H5ZM11 70V71H10ZM20 70H22V71H20ZM201 70H202V68H201ZM207 70V71H206ZM242 72H241V71ZM255 70V71H254ZM263 70V71H262ZM19 71V72H18ZM27 73H26V72ZM45 71H47V72H45ZM52 71H54V73L52 72ZM84 71V72H83ZM87 71V72H86ZM85 71V68L83 69L82 68V70H81V74H82V76L84 75L85 77H82L83 78V80H85V79H87V77H88V70H86ZM234 71V72H233ZM15 72V73H14ZM46 74H45V73ZM50 72V75H53V76H50V78L53 80V81H56L55 83H56V86H50L49 85V87H48V84H50V82H51V84L52 83H54L49 77H45L44 76V74L45 75H48L47 73H49ZM64 72H66V73H64ZM228 72V73H227ZM238 72V73H237ZM240 72V73H239ZM245 72V73H244ZM252 72V73H251ZM255 72V73H254ZM258 72V73H257ZM30 73V74H29ZM44 73V74H43ZM229 73H230V76L232 75V74H234L235 76H234V78L232 77L231 79H230V76H228L229 75ZM8 74H10V75H8ZM64 74V75H63ZM208 74V73H207ZM217 74V75H216ZM239 74H242V75H239ZM244 74V75H243ZM66 75V76H65ZM70 76V77H68V76ZM226 75V76H225ZM239 75V76H238ZM262 75V76H261ZM37 76V77H36ZM219 78H218V77ZM239 78H238V77ZM256 76V77H255ZM56 77L59 79V81H57L58 79H56ZM59 77H64V79H63V81L61 80V78H59ZM72 77V78H71ZM185 77V80H188V78H189V76L188 75H185L184 76ZM237 77V78H236ZM242 77V78H241ZM252 77V78H251ZM253 77L255 78V80L253 79ZM258 77V78H257ZM44 78H46L47 79V81L48 82H44V83H42L43 82V80H44ZM67 78V79H66ZM70 78V79H69ZM226 78V79H225ZM251 78V79H250ZM68 79H69V82H71L70 84H68L70 87V89L68 88V85H66L65 84V82L66 83H68ZM235 80V82H232L233 80ZM256 79H258V80H256ZM8 82V83H6V81ZM246 80L248 81V82H246ZM249 80H250V82H249ZM253 80V81H252ZM239 83H238V82ZM245 81V82H244ZM61 82H63V84L61 83ZM259 83V85H258V83ZM10 83V84H9ZM12 83V84H11ZM40 83H42L43 84V86L41 87V85L39 86V84ZM46 83V84H45ZM48 83V84H47ZM54 83V84H55ZM60 83H61V85H60ZM235 83V84H234ZM255 83H257V84H255ZM261 83V84H260ZM8 84V85H7ZM32 84V85H31ZM75 86H74V85ZM233 84V85H232ZM239 84V85H238ZM241 84V85H240ZM255 84V85H254ZM7 85V86H6ZM27 85V86H26ZM65 86V87H62V86ZM245 85V86H244ZM59 86H60V91L59 90H57V89H59ZM71 86H72V88H71ZM237 86V87H236ZM241 86H242V88H241ZM250 86H252V88L250 87ZM254 86H255V88H254ZM259 86H261V87H259ZM4 87H5V89H4ZM11 88V89H8V88ZM32 87H33V90H32ZM48 87V88H47ZM56 87H57V89H56ZM76 87H78V88H76ZM234 87H236V88H234ZM247 87H249L248 88V90L249 91H247L246 89H247ZM259 89H258V88ZM22 88V89H21ZM41 88V90H39ZM44 88H46V89H44ZM66 88H68V90H70L71 92H68V90L66 91ZM76 88V89H75ZM243 89L244 91L246 90L247 92H248V94H249V92H250V94L248 95H245L246 93V91L245 92H243V90H241L240 92H239V90L238 89ZM246 88V89H245ZM18 89V90H17ZM24 89H25V91H24ZM63 89L65 90L64 92H66V94H67V96H66V94H62V92H63ZM174 89V88H173ZM171 87L169 88V92H174L175 91V89L173 90ZM251 89V90H250ZM263 90V91H258V90ZM6 90V91H5ZM41 93L42 92V94H39L38 93V91ZM44 90H45V92H44ZM235 92H234V91ZM255 90L258 92V93H256L255 92ZM35 93V91H37L36 93H35V97H34V95H33V92ZM62 91V92H61ZM240 93L239 95H238V92ZM254 91V92H253ZM21 92V93H20ZM25 92V93H24ZM28 92L30 93L31 92V94H28ZM252 92V93H251ZM260 92V93H259ZM15 93V94H14ZM23 93V95H21ZM58 93H61V94H58ZM243 93H244V96H243ZM263 93V94H262ZM11 94V95H10ZM73 94V95H72ZM242 94V95H241ZM16 95H19V96H21V97H19L18 96V98H17V96ZM28 95V96H27ZM43 95V96H42ZM59 95H63V96H60L59 98H58V96ZM72 95V96H71ZM261 95V96H260ZM23 96V97H22ZM49 96H51V97H49ZM247 96V97H246ZM33 97V98H32ZM255 97V98H254ZM257 97H259V98H261L260 100H259V98H257ZM50 100H49V99ZM69 101V102H67V100ZM82 99H83V97H82ZM169 98H167L166 100H164L163 102H161L159 105H157L155 108H154V110H153V112H151L150 114H144L143 112L142 113H140V120H142L143 119V121L144 120H146V123H147V125H146V123H145V125H144V127H141L140 129L138 128V126L136 125L135 126V124H133V122H131V121H129L128 120V118H127V115L126 114H124V113H122L120 110H117V109H109L110 110V112L109 113H105L104 114V118H101V119H99L100 121H98V122H96V121H94L93 123H95L96 125L95 126H99L100 125V127H101V136H103L104 138H106V140H109V141H111L113 144H115V145H117L118 146V148H120L119 149V151H118V155H119V158H120V163L122 162V160H124V162L125 163H121L124 167H122V165H120V167H119V165L117 166L118 168H120V169H124V170H118V168L115 166L114 168H113V170L111 171V169L112 168H110V166L112 167V165H110V164H104V165H102L101 163H96L95 164V162L94 161H92V162H90L89 160L88 161H81L80 160V164H81V166H82V163L83 164H86V166L85 165H83V167H81L80 166V169L77 167L76 169H77V171L79 170L80 171V175L83 177V179L82 178H80V187H82L83 185L84 186H87V187H84V189H83V187H82V189L84 190V191H82V190H80L81 192H80V194L82 193L83 195H80V199L82 198H84V197H86V198H84V200H87V203H88V205L86 204V203H84L83 201L84 200H80L81 202H82V205H81V203H80V205L78 204V203H75L76 201L74 200V199H71L72 198V196H71V194H70V192L67 190V187H68V182H65V180H63L62 178H61V174L58 172L57 173V171L55 172V171H53L54 173H52L51 171V169H49V166L48 165H45V164H43V165H45V167L44 166H42V163L40 162V164H39V159L38 158H40L38 155H36V154H31V153H28V155L26 154V153H21L20 154V152H19V154H17L15 157H18L16 160H13V164H11V166H10V168H9V170H11V173H12V175H13V182L16 184V185H20V184H22V183H30L31 184V186L33 187L32 189H34L33 190V193H34V197L36 196V197H38L37 199L39 200L40 198H41V193L43 194L46 190V192L43 194V196H42V200L45 202L44 204H45V206L46 205H48L49 203L48 202H50V200H47L48 199V197H49V195H51V196H53V197H51L50 196V198H52L53 200H51V202H50V204H53V202H55V197H57L56 198V200L58 199V200H60L59 201V203H62V205H63V203H64V200H65V203H64V207L65 208H67V209H70V210H73V209H75V208H77V207H83V208H80V219L83 217V215L82 214H84V213H86L87 212V210H89L91 207H93V208H95V205L97 204V207H99L100 205L98 204V203H95L94 201H92V200H90L91 198H89L90 196V194L92 193V195H94V194H96L95 196H97V195H99L100 194V196L102 195V196H107L109 193H107V192H111V195L109 196V198L110 199H112L113 198V200H118V197H122L123 195H124V193L123 192H125V196H123L122 197V199H125V202L129 199L130 201H132L134 198H135V200L131 203L130 201H128L127 203H129V207L127 206L128 204H126V206H127V208H128V213L130 214V213H132L133 214V212H134V210H135V212H137V211H139L137 214H140V215H143V214H145V215H143V217H142V219L144 218V216H145V218H147V221H150L149 222V224H147V221H146V219H144V220H142V226L145 228V231L143 232V233H141L140 234V232L139 233H137V231H135V229H134V231H131V234H128V235H126L125 237L123 236V238L121 237L119 240H115V241H112V242H110L111 244H109L108 245V247H106L105 248V250H103L102 251V255L103 256H105V255H107V256H105L106 257V260L108 261V263L109 264H189L190 262L192 263V264H207L208 263V261L210 260V259H212V256L214 257L216 254V252L215 251H213V250H216V248L218 249V246L217 247H215L214 245H215V242H216V244H217V240L219 239V237H220V239H219V241L222 239V237L224 236V235H222V233L224 234V233H226V231H228L230 228H231V224H232V221H233V224H235L236 222H238L239 221V219H240V216L238 215V206L241 204V203H243V204H251V203H253L254 202V204L253 205H256V207H259L258 206V204L257 203H260V202H262V205L264 204L263 202H264V195L263 196H261L260 194L258 195V196H256V198H255V196L253 197V196H250L251 198H249V195L247 194V192L246 191H240V190H238L237 189V191H236V188L235 187H231V185H230V182H227V178H228V176H230V170L232 169V171H231V173H233V174H237V172H239V171H237L238 170V168L240 169H242V167L239 165V161L237 160V159H239V157H238V155H237V153L239 152V149H240V146H241V144L239 145V144H237L236 142H235V140L233 141V139L232 138H229L228 139V141L229 142H227V140H226V142L225 143H227V144H229V147L231 146L230 145V141L235 145V147H233V148H231L230 147V149H231V153L230 152H228V153H230V154H228L227 153V155H230L229 157L230 158H232L231 160H230V158H227L226 157V159H228V161L227 162H230L232 165H230V163H228V166H229V171L228 172H226V174H221V173H217L216 175H213V176H211V178H210V180L208 179V181H207V169H206V171H205V169H198L197 167H196V165H197V163L199 164V160L197 159V157H194L193 155H191L190 154V152H186V153H184V150H183V148H182V146H181V142H180V140L179 139H177V138H171V136H170V127H169V129H168V126L169 125H167L164 121H162V120H160V118H161V116L164 114V113H162V112H175L176 110L178 111L179 110V105H173V104H170L168 101ZM243 99V100H242ZM253 99H254V101H253ZM250 100L248 99L247 100V103H245V104H247V105H251L252 106V104L250 103ZM257 100V102H255ZM24 101V102H25ZM248 101H249V104H248ZM47 102V103H48ZM164 102H165V104H164ZM55 103V104H54ZM58 103V102H57ZM101 103V104H100ZM166 103H169L168 104V106H167V104ZM49 104V105H50ZM69 104H71L70 106H69ZM161 104H163L165 107H168L167 108V110H165L166 108L163 106V105H161ZM43 105V104H42ZM46 105V107H49V106H47L48 104H45ZM56 105H58V104H56ZM98 105L99 106H101L103 109H106L105 107V105H104V103L103 102H98ZM249 105V106H250ZM44 106V105H43ZM75 106H77V103H76V105ZM104 106V107H103ZM163 106V107H162ZM255 105H253V107H254ZM261 107V109H260V107ZM56 107H58V106H56ZM69 107V108H68ZM252 107V108H253ZM164 108V110H162V109ZM178 108V109H177ZM176 109V110H175ZM109 110H107L106 109V111H109ZM169 110V111H168ZM174 110V111H173ZM154 111H156V112H154ZM162 111V112H161ZM176 111V112H177ZM108 114V115H107ZM159 116H158V115ZM126 115V116H125ZM149 116H151V117H149ZM157 116V117H156ZM142 117V118H141ZM158 117H160V118H158ZM150 118V119H149ZM158 119V120H157ZM112 120V121H111ZM153 121V122H152ZM155 121H159L158 123L157 122H155ZM162 121V122H161ZM103 122V123H102ZM142 122V121H141ZM145 122V121H144ZM98 123V124H97ZM149 123H151V125L149 124ZM101 124H103V125H101ZM114 124V125H113ZM119 124V125H118ZM161 124V125H160ZM164 124H166V125H164ZM149 125V126H148ZM166 126V127H165ZM214 126H215V124L214 123H209L208 124V127H207V129L205 130V132H202V134H203V138H204V140H210L212 137H213V129H214ZM138 129H137V128ZM232 127H234V126H232ZM143 128V129H142ZM144 128H145V130H144ZM190 129H188V130H193V128H195V127H193V126H191V127H189ZM238 129V128H237ZM237 129L234 127V130L235 131H237ZM187 130V131H188ZM105 131V132H104ZM118 131H120V133L118 132ZM114 132H116V133H114ZM123 132H125V133H123ZM128 132V133H127ZM105 133H106V135H105ZM115 134V135H114ZM118 134V135H117ZM120 134V135H119ZM124 134H126V135H124ZM109 135V137H106V136H108ZM114 135V136H113ZM124 135V136H123ZM112 136V137H111ZM136 136V137H135ZM170 136V137H169ZM110 137H111V139H110ZM120 137V138H119ZM123 137H126V138H123ZM109 138V139H108ZM128 138H130V139H128ZM136 138H138V139H136ZM171 138V139H170ZM126 139H128L127 141H126ZM167 139H169V140H171L172 141V143H170L171 141H169V140H167ZM140 140V141H139ZM166 140V141H165ZM116 141V142H115ZM117 141H118V143H117ZM139 141V142H138ZM132 142V143H131ZM165 142H167L166 144H165ZM169 142V143H168ZM145 143V144H144ZM163 143V144H162ZM175 143V144H174ZM237 144V147H238V145H239V149L236 147V144ZM139 144V145H138ZM144 144V145H143ZM162 144V145H161ZM165 144V145H164ZM169 144V146H167ZM232 144V145H233ZM142 145V146H141ZM146 145V146H145ZM164 145V146H163ZM170 145H171V148H170ZM120 146V147H119ZM124 146V147H123ZM127 146V147H126ZM130 146V147H129ZM134 146V147H133ZM145 146V147H144ZM166 146L167 147H169L168 149L166 148ZM174 146V147H173ZM176 146H178L179 148H177ZM181 146V147H180ZM228 146V145H227ZM131 147H133L132 149H131ZM143 147H144V149H143ZM173 147V148H172ZM176 147V148H175ZM175 148V149H174ZM237 148V150L235 151V150H233V149H236ZM136 149V150H135ZM139 149V150H138ZM171 149V151H169ZM178 149V150H177ZM183 150V151H182ZM135 151V152H134ZM141 152V153H140ZM143 152V153H142ZM147 152V153H146ZM149 152V153H148ZM170 152H172V153H170ZM180 152H181V155H180ZM108 153H111L110 155H112V154H114V151L113 150H109V152ZM121 153V154H120ZM125 153V154H124ZM134 153V154H133ZM137 153H138V155H137ZM177 153V154H176ZM183 153H184V155H183ZM189 153V155L188 156H186V154H188ZM23 154L25 155V156H23ZM122 154L124 155V157L122 156ZM130 154H132V155H130ZM147 154V155H146ZM232 154H233V157H232ZM21 155V156H20ZM30 155H32V157L30 156ZM140 155V156H139ZM179 155V156H178ZM28 156H30V157H28ZM36 156H38V157H36ZM121 156L123 157V158H121ZM173 156V157H172ZM177 156H178V158H177ZM183 156H184V158H183ZM186 156V157H185ZM192 156V157H191ZM234 156H235V158H234ZM237 156V157H236ZM15 157H14V159H15ZM126 157H129V158H127L126 159ZM132 158V160H131V158ZM138 157V158H137ZM146 157V158H145ZM182 157V158H181ZM125 158V159H124ZM142 160H141V159ZM143 158H144V160H143ZM175 158V159H174ZM187 158H189L188 160H189V162L188 163H186L187 162ZM192 158H196L195 160L194 159H192ZM75 159L76 160H79V159H81V158H79V157H75ZM128 159L130 160L129 162H128ZM179 159V160H178ZM182 159V160H181ZM38 160V161H37ZM147 160H148V162H147ZM177 160V161H176ZM184 160H185V162H184ZM191 160V161H190ZM192 160H194V161H192ZM198 162H197V161ZM222 160V156H221V154H219V155H216V156H214V158H213V163H212V166H214V164H215V162H219V161H221ZM235 160H236V162H235ZM133 161H135V162H133ZM183 161V162H182ZM82 162V163H81ZM87 162V163H86ZM139 164V165H136L137 163ZM178 162L180 163V164H178ZM28 163V164H27ZM182 163H184V166H182L183 164ZM189 163H192L193 164V168L192 167H190V164ZM196 163V164H195ZM22 164V165H21ZM26 164V165H25ZM39 164V165H38ZM87 164H88V166H87ZM125 164V165H124ZM143 164V165H142ZM176 164V165H175ZM186 164H188V165H186ZM191 164V165H192ZM140 165H141V167L143 168H141L140 167ZM14 166V167H13ZM126 166H127V168H126ZM137 166H139V167H137ZM176 166L178 167V168H176ZM182 166V167H181ZM232 166V167H231ZM122 167V168H121ZM130 167V168H129ZM180 167V168H179ZM184 167V168H183ZM156 169V171H159V172H155L154 170ZM186 168V169H185ZM200 168V167H199ZM235 168V169H234ZM20 169V170H19ZM41 169V170H40ZM115 169H117V170H115ZM145 169V170H144ZM177 169H182L181 171L182 172H180V171H177ZM183 169H185V170H183ZM188 169V170H187ZM194 169V170H193ZM196 169V170H195ZM198 169V170H197ZM240 169V170H241ZM39 170V171H38ZM136 170H138L137 172H136ZM201 170V171H200ZM14 171V172H13ZM31 171V172H30ZM42 171H44V172H42ZM50 171V172H49ZM116 171L118 172L117 174H116V176L114 175L115 173H116ZM122 171V172H121ZM125 171H127V174H126V172ZM147 171V172H146ZM188 171V172H187ZM198 171V172H197ZM202 171L204 172L203 174H202ZM242 171V170H241ZM240 171V172H241ZM28 172V173H27ZM46 172H48V173H46ZM113 172H114V174H113ZM153 172V173H152ZM184 172H185V174H184ZM196 174H195V173ZM45 173H46V175H45ZM120 173H122V176H121V174ZM134 173V174H133ZM136 173V174H135ZM141 173H143V175L141 176ZM151 173H152V175H151ZM176 173H178L177 175H176ZM183 173V174H182ZM201 173V174H200ZM206 173V175H204ZM229 173V174H228ZM242 173V172H241ZM44 174V175H43ZM60 174V176H58ZM139 174V175H138ZM150 174V175H149ZM86 175V176H85ZM118 175H119V177H118ZM127 175H130V176H127ZM132 175V176H131ZM147 175V176H146ZM160 177V179H161V181H159L160 179H159V177ZM161 175L163 176V177H161ZM185 175V176H184ZM189 175V176H188ZM191 175V176H190ZM222 175V176H221ZM226 175V177L227 178H223L224 176ZM237 175H239V174H237ZM50 176V177H49ZM80 176V177H81ZM126 176V177H125ZM140 176L142 177V178H140ZM156 176V177H155ZM164 176H165V178H164ZM177 176V177H176ZM218 176V177H217ZM219 176H220V178L222 179V182H223V186L222 185H220L222 182H220L219 183V181H218V178H219ZM48 178V179H46L47 180V182H49L50 184H48L46 181H44V179L45 178ZM126 179H125V178ZM158 177V178H157ZM171 177V178H170ZM183 177V178H182ZM187 177V178H186ZM192 177V178H191ZM201 177V178H200ZM86 178V179H85ZM136 180H135V179ZM163 178V179H162ZM177 178V179H176ZM194 178V179H193ZM214 178V179H213ZM54 181H52V180ZM122 179H123V182H122ZM128 179H131V181L130 180H128ZM141 179V180H140ZM151 179H154V180H151ZM159 179V180H158ZM167 179V180H166ZM169 179V180H168ZM196 179V180H195ZM226 180V183H224V181ZM58 180V181H57ZM62 180V181H61ZM92 182H91V181ZM128 180V181H127ZM163 180H165V182H163ZM176 180V181H175ZM177 180H179V181H177ZM182 180V181H181ZM191 180V181H190ZM213 180L214 181H216V183L214 182L213 183ZM220 180V179H219ZM224 180V181H223ZM30 181V182H29ZM36 181V182H35ZM89 183H88V182ZM135 181V182H134ZM136 181H137V183H138V185H137V183H136ZM155 183H154V182ZM194 181V182H193ZM229 181V180H228ZM18 182V183H17ZM22 182V183H21ZM38 182V183H37ZM58 182H59V185H58ZM62 182V183H61ZM104 182V183H103ZM112 182V183H111ZM130 182V183H129ZM152 182H153V184L155 185H153L152 184ZM190 182V183H189ZM193 182V183H192ZM196 182L198 183V184H196ZM202 182V183H201ZM203 182H204V184H203ZM41 183H43V185L40 184ZM53 183V184H52ZM56 183V184H55ZM63 183L65 184L64 186H63ZM66 183H67V185H66ZM83 183H85V184H83ZM92 183V184H91ZM109 183V184H108ZM129 183V184H128ZM135 183V184H134ZM141 183V184H140ZM147 183H148V185L149 186H152V187H149L148 185H147ZM156 183H158V184H156ZM209 183V184H208ZM36 184H37V186H38V184H39V187H37L36 186ZM87 184V185H86ZM91 184V185H90ZM100 184V187H102V188H100L98 185ZM107 184V185H106ZM113 184V185H112ZM134 184V185H133ZM152 184V185H151ZM171 185V186H169V185ZM173 184V185H172ZM175 184H177V186L178 187H175ZM182 184V185H181ZM185 184V185H184ZM193 184L195 185V186H193ZM200 184V185H199ZM208 184V185H207ZM216 184H218V185H220L221 186V188L219 187V188H216V187H214ZM230 185L229 186V188L227 187V185ZM34 185V186H33ZM51 185V186H50ZM62 186V189H61V186ZM82 185V186H81ZM117 185V186H116ZM126 185V186H125ZM136 185V186H135ZM159 185H161V186H163V187H160ZM165 185V186H164ZM198 185V186H197ZM206 185V186H205ZM45 187L44 189L42 188L41 189V187ZM60 188H59V187ZM106 186V187H105ZM111 186H114V187H110ZM126 187V191H124V188ZM131 188H130V187ZM135 186V187H134ZM185 186V187H184ZM190 186V187H189ZM210 186V187H209ZM37 187V189H39V190H37V189H35ZM52 187V188H51ZM54 187V188H53ZM66 187V188H65ZM95 189H94V188ZM115 187L117 188V191L118 190H120V191H118V192H116V189H115ZM137 187V188H136ZM139 187H141V189L139 188ZM183 187V188H182ZM187 187H189V188H187ZM196 187V188H195ZM200 187H201V189H200ZM264 187V185L262 186V188ZM63 188H64V191L63 192H60V191H62L63 190ZM85 188H87L86 190H85ZM92 188V189H91ZM97 188H99V189H97ZM105 188H107V189H105ZM112 188L113 189H115V191L114 192H116V193H119V194H116L115 193V195L116 196H118V197H116L114 194H113V190H112ZM132 189V190H130V189ZM148 188V189H147ZM154 188V189H153ZM157 188V189H156ZM162 190V188L164 189V190H162L161 191V195L163 196H161L159 193H160V190ZM172 188V189H171ZM173 188H175V189H173ZM178 188H182L181 190L180 189H178ZM184 188H185V192L187 193L186 195H184L183 194V191H184ZM195 188V189H194ZM209 188H211V189H209ZM223 188V189H222ZM226 188V190H224ZM228 188V189H227ZM233 188V189H232ZM234 188H235V190H234ZM262 188H260L259 189V192H260V190L262 191V192H264L263 190H264V188L262 189ZM41 189V190H40ZM56 189V190H55ZM66 189V190H65ZM81 189V188H80ZM156 189V190H155ZM193 189V190H192ZM196 189H198V191L196 190ZM206 189V190H205ZM218 189H221V190H218ZM44 192H43V191ZM54 190H55V192L57 191V192H59V194L56 192V193H54ZM60 190V191H59ZM92 190V191H91ZM97 190V191H96ZM102 190V191H101ZM109 190V191H108ZM141 190V191H140ZM183 190V191H182ZM196 190V191H195ZM232 190H234L235 192L234 193H237V195H236V198H237V196H240L239 198L240 199H238V201H237V199L235 198H233V197H235V195L232 197V195H233V191ZM36 191V192H35ZM38 191V192H37ZM48 191H50V192H48ZM67 191V192H66ZM85 191H87V195H86V193L84 194V192ZM93 191H94V193H93ZM99 191V192H98ZM104 191V192H103ZM135 191V192H134ZM156 191L158 192L157 194H159L158 196H160V199H159V197L157 196V194H156V197H153L154 196V194L156 193ZM182 191V193L180 194V192ZM195 191V192H194ZM218 191V192H217ZM240 191V192H239ZM66 192V193H65ZM100 192H102V193H100ZM127 192H128V194L129 195H126L127 194ZM162 192H164V193H162ZM168 194H167V193ZM171 192V193H170ZM175 192V193H174ZM232 192V193H231ZM239 192V193H238ZM39 193H40V198H39ZM50 193V194H49ZM61 193V194H60ZM122 193H123V195H122ZM133 193H137V194H139V195H136V194H133ZM169 193H170V195H169ZM172 193H173V195H172ZM224 193H226L227 194V197H228V199H227V197H226V194L224 195ZM47 194V195H46ZM53 194V195H52ZM65 196H64V195ZM67 194H69V195H67ZM107 194V195H106ZM231 194V195H230ZM55 195V196H54ZM60 195H62V196H64V198L61 196L60 197ZM119 195H122V196H119ZM134 195H136V196H134ZM164 195H165V197H166V195H167V197H168V200H167V198L165 199L164 198ZM172 195V196H171ZM178 195V196H177ZM189 195V196H188ZM224 195V196H223ZM45 196V197H44ZM67 196H71V198L69 199V198H67ZM113 196H115L116 198H114ZM127 196V197H126ZM141 196H145V197H142V198H140ZM187 198H185V197ZM232 198H231V197ZM35 197V198H36ZM47 197V198H46ZM92 197V196H91ZM147 197V198H146ZM183 197V198H182ZM202 197V198H201ZM226 197V198H225ZM229 197L231 198L230 200L232 201H230L232 204L230 205V204H228L229 203ZM44 198L46 199V201H47V203H46V201L44 200ZM62 198V199H61ZM67 198V199H66ZM93 198V197H92ZM128 198V199H127ZM132 198V199H131ZM152 200V198H153V202H151V200ZM155 198H156V202L154 203V200H155ZM164 198V200H167V202H172L173 200H175L174 202L175 203H166V205H165V201H160V203H159V200H162V199ZM177 198H178V200H177ZM185 198V199H184ZM201 198V199H200ZM248 198H249V200H248ZM257 198H258V200H260V202H258V201H256L257 200ZM69 199V200H68ZM120 199V198H119ZM121 199V200H122ZM127 199V200H126ZM139 200V201H137V200ZM140 199H142V200H140ZM146 199H148V200H150V202L149 201H145ZM172 199V200H171ZM184 199V202L182 201ZM225 199H226V201H225ZM253 199H255L253 202H252V200ZM41 199H40V201H42ZM58 200H57V202H58ZM74 202H73V201ZM214 200V201H213ZM227 200H228V202H227ZM245 200H246V202H245ZM262 200V201H261ZM123 201V200H122ZM143 201H145V203H142ZM158 201V202H157ZM177 201V202H176ZM199 201V202H198ZM202 201V202H201ZM86 202V201H85ZM93 202H94V206H93ZM125 202L123 201V203L125 204ZM134 202H135V204H134ZM141 202V203H140ZM148 202V203H147ZM201 202V203H200ZM210 202V203H209ZM223 202V203H222ZM236 202V203H235ZM241 202V203H240ZM136 203H138V204H136ZM156 203H158V204H161V203H163L165 206H163V204H161L160 206H158V204H156ZM187 203V204H186ZM203 203V204H202ZM207 203V204H206ZM220 203H222V204H224V205H222V206H220ZM235 203V204H234ZM85 204V206H87V207H84L83 205ZM140 204H142L141 205V207H143V211H140V210H142V208L141 207H138V205L140 206ZM144 204H146L147 206H152L153 204L154 205H156L157 206V209L160 207L161 209H156V206H155V208H153L154 207V205L152 206V207H150V209H154V210H156V211H158L159 213H164L165 214V208H166V206H167V204H168V206H167V208H168V211H166L167 213H168V215L166 216V215H159L158 214V212H154V211H149V210H147L149 207H147V206H145V207H147V208H145L144 209ZM151 204V205H150ZM178 204V205H177ZM181 204V205H180ZM183 204V205H182ZM210 204H214L213 206H211ZM238 204V205H237ZM78 205V206H77ZM91 207H90V206ZM135 207H134V206ZM185 205H187V207L185 206ZM190 205V206H189ZM201 205V206H200ZM230 207H229V206ZM133 207V209H132V207ZM171 206H177V207H171ZM180 206L182 207V209H180ZM190 208H189V207ZM52 208L53 207V205H48V206H46V208ZM96 207V208H97ZM131 207V208H130ZM179 207V208H178ZM185 207V208H184ZM192 207H194V209L192 208ZM199 207H201V208H199ZM229 207V209H226V208H228ZM263 207V208H262ZM48 208H47V210H48ZM88 208V209H87ZM138 208V209H137ZM141 208V209H140ZM171 208H174V209H172V211H170L171 210ZM176 208H178V211L176 212ZM221 208V209H220ZM231 208V209H230ZM87 209V210H86ZM165 209V210H164ZM188 209H190L191 211H189ZM195 210L194 212H192L193 210ZM199 209H200V211L202 212H200L199 211ZM201 209H203L204 210V212H203V210H201ZM225 209H226V213H225V215H224V211H225ZM259 209H261L262 210V212H261V210H260V217L261 218H263L264 217V212H263V210H264V205L263 206H261V208H259ZM164 212H163V211ZM181 210H183V211H181ZM217 210V211H216ZM221 210V211H220ZM222 210H224V211H222ZM234 210H236V211H234ZM48 211H53V209H49ZM145 211V212H144ZM229 211H230V213H229ZM143 212V213H142ZM151 214H150V213ZM153 212L155 213L154 215H153ZM172 212V214H170ZM183 212H185V216H187V217H185V216H183L184 215V213ZM223 213V215H224V217H223V215H222V217H221V214H219V213ZM236 213L235 214V216H232V218L234 217V220L231 218V217H229V216H231V214L232 213ZM157 213V214H156ZM161 213V214H162ZM166 213V214H167ZM180 213V215H181V213H182V215L180 216L179 215V217H178V214ZM189 213V214H188ZM217 213V214H216ZM228 213V214H227ZM263 213V214H262ZM149 214V215H148ZM176 214V215H175ZM197 214V215H196ZM202 216H201V215ZM204 214V215H203ZM170 215V216H169ZM198 215H199V217H198ZM218 215V216H217ZM263 215V216H262ZM154 216V217H153ZM157 216V217H156ZM169 216V217H168ZM201 216V217H200ZM219 216H220V218H219ZM247 215H245L244 216V219H245V217H246ZM249 216V221H247L248 220V217H247V219H245L244 221L245 222H247V223H251L252 224V222H253V224L254 225H257V226H259L258 228H261L260 230H258L257 229V226L255 227L256 229H257V231H259V233L262 235V236H264V231L262 232V230H264V225L261 223V221L258 219H253V220H251L253 217L251 216V215H248ZM176 217V218H175ZM183 217V218H182ZM226 217H227V220H225L226 219ZM229 217V218H228ZM153 218V219H152ZM155 218V219H154ZM173 218V219H172ZM175 218V219H174ZM179 218H181V219H179ZM194 218V220H192ZM201 218V220L202 221H200L199 219ZM215 218H216V220H215ZM222 218H223V220H222ZM232 220H231V219ZM251 218V219H250ZM149 219V220H148ZM179 219V220H178ZM184 219V220H183ZM190 219V220H189ZM198 219V221H196V220ZM218 219V220H217ZM230 219V220H229ZM155 220V221H154ZM189 220V221H188ZM207 220V221H206ZM210 220V221H209ZM220 220V221H219ZM230 221L231 223H229L230 225H228V223L226 224L225 222L226 221ZM254 220H255V223H254ZM152 221V222H151ZM205 221H206V224H205ZM224 221V222H223ZM250 221H252V222H250ZM175 222H177V223H175ZM179 222H180V224H179ZM184 222V223H183ZM201 222V224H199ZM211 222H213L214 223V225L215 224H217L218 226H213L212 224L213 223H211ZM257 222V223H256ZM259 222V223H258ZM193 223V224H192ZM195 223V224H194ZM223 223H225V224H223ZM154 224H156L155 225V227H154ZM192 224V225H191ZM207 226H205V225ZM232 224V225H233ZM151 226V231H148L147 229L149 228V226ZM179 225H181V227L179 226ZM189 227H188V226ZM197 225V226H196ZM212 225V226H211ZM226 225H228V226H226ZM263 225V226H262ZM179 228H178V227ZM204 226V227H203ZM148 227V228H147ZM197 227V228H196ZM205 227H206V229H205ZM209 227H211V228H209ZM225 227H226V230H225ZM229 227V228H228ZM153 228V229H152ZM177 228H178V230H179V232H178V230H177ZM188 228V229H187ZM195 228L196 230H195V232H194V230L193 229ZM208 228V229H207ZM215 228V229H214ZM217 228H220V229H218L217 230ZM263 228V229H262ZM156 229H158V230H156ZM181 229V230H180ZM182 229H183V231H182ZM185 229V230H184ZM187 229V230H186ZM191 229V230H190ZM203 231H205V230H208V231H212V232H206L205 231V233H204V231L202 232L201 230ZM210 229V230H209ZM225 231H224V230ZM156 230V231H155ZM197 230H200L199 232H202L201 234V236L202 237H199L200 236V233L197 231ZM214 230V231H213ZM216 230V231H215ZM220 230H222V231H220ZM158 231V232H157ZM182 233H181V232ZM135 232V233H134ZM150 232V233H149ZM177 232H178V234H177ZM185 232V233H184ZM198 232V233H197ZM222 232V233H221ZM180 233V234H179ZM192 233V234H191ZM211 233V236L212 235H214V236H212V241L209 239V235H207V234H210ZM133 234V235H132ZM161 234V235H160ZM195 234V235H194ZM204 234V235H203ZM207 235V238L210 240H208L206 237H204V236H206ZM222 235V237H221V235ZM146 235V236H145ZM160 235V236H159ZM180 235V236H179ZM187 235V236H186ZM216 235V236H215ZM220 235V236H219ZM130 236H132V237H130ZM133 236H134V238H133ZM149 236H152L151 238L149 237ZM154 236H157V237H154ZM183 236H186V238L185 237H183ZM188 236H189V238H188ZM210 236V237H211ZM136 237H138V238H136ZM149 237V238H148ZM182 237L185 239H182ZM214 237H217V238H215L214 239ZM199 238H200V240H202V241H199ZM156 240V242L154 243V244H152V242H154L155 240ZM161 239H163V241L161 240ZM173 239V240H172ZM181 239V240H180ZM195 239V240H194ZM146 240V241H145ZM164 240H168L167 242H164ZM172 240V241H171ZM176 240V242H175V244L173 243V241H175ZM178 240V241H177ZM183 240V241H182ZM194 240V241H193ZM150 241V242H149ZM152 241V242H151ZM159 241V242H158ZM120 242V243H119ZM210 242V243H209ZM211 242L213 243L214 242V245L212 244V246H211ZM221 242V241H220ZM160 243V244H159ZM171 243H172V245H171ZM192 243V244H191ZM203 243V244H202ZM153 246H152V245ZM155 244H159L160 246H157V245H155ZM185 244V245H184ZM188 244H189V246H190V248H189V246H188ZM199 244H201V245H199ZM208 244V245H207ZM116 245V246H115ZM163 245H165V247H163ZM175 245H177V246H175ZM196 245V246H195ZM202 245H203V247H202ZM113 246V247H112ZM178 246H179V249H178ZM186 246H188V247H186ZM214 246V247H213ZM172 247H173V249H172ZM177 247V248H176ZM182 247V248H181ZM185 247V248H184ZM192 247V248H191ZM222 247V246H221ZM221 247H219V249L218 250H216L217 251V254L219 255V253H220V251L222 250V248ZM112 248V249H111ZM174 248H176V249H178L179 251L177 252V250L176 249H174ZM208 250V251H206V249ZM213 251V253H214V255H212L213 253H211V255H210V249ZM110 249V250H109ZM155 249V250H154ZM160 249V250H159ZM181 249V250H180ZM182 249H185V250H182ZM197 249V250H196ZM154 250V251H153ZM165 250V251H164ZM167 250V251H166ZM187 250H189V253H187L188 251ZM192 250H195L194 252L195 253H203L202 255L201 254H198L199 255V259L198 258H196L195 259V257H198ZM198 250L200 251V252H198ZM210 250V251H209ZM105 251V252H104ZM180 251H183V252H186L187 254H190L191 255V253L193 252V254H195V256L192 254L191 255V257L190 256H188V257H190L188 260L186 259L187 257H186V253H182V252H180ZM192 251V252H191ZM155 252V253H154ZM158 252H159V254H158ZM162 252V253H161ZM168 252V253H167ZM180 252V253H179ZM208 252H209V254H208ZM219 252V253H218ZM208 255H207V254ZM112 254H113V256H112ZM165 256H164V255ZM206 254V255H205ZM109 255V256H108ZM178 255H180V256H178ZM209 255H210V258H209ZM192 256H193V258L195 259V261L198 259L199 260V263H198V261H194V259H191L192 258ZM107 257H108V259H107ZM167 257V258H166ZM178 259H177V258ZM183 257V258H182ZM204 257H205V260L206 261H204ZM207 257L209 258V260L207 259ZM110 258V259H109ZM166 258V259H165ZM171 258V259H170ZM179 258H180V260H179ZM215 258H216V256H215ZM167 259H169V260H167ZM181 259H182V261H184V262H182L181 261ZM185 259V260H184ZM203 259V261L205 262H201V260ZM208 260V261H207ZM106 261V262H107ZM112 261V262H111ZM212 260H210L209 262H211ZM90 262V261H89ZM179 262V263H178ZM182 262V263H181ZM98 263V262H97ZM190 263V264H191ZM81 264H82V262H81ZM84 264V263H83ZM88 264V263H87ZM89 264H91V263H89ZM92 264H94V261H92ZM96 264V263H95ZM98 264H105V263H103V262H100V263H98ZM211 264V263H210Z\"/></svg>",
  "mask_w": 264,
  "mask_h": 264
}]
</instances>
